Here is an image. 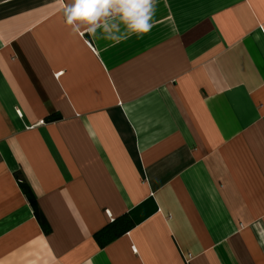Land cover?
<instances>
[{
  "label": "crops",
  "instance_id": "0c3cea01",
  "mask_svg": "<svg viewBox=\"0 0 264 264\" xmlns=\"http://www.w3.org/2000/svg\"><path fill=\"white\" fill-rule=\"evenodd\" d=\"M153 19L116 43L0 0V264H264V0Z\"/></svg>",
  "mask_w": 264,
  "mask_h": 264
},
{
  "label": "clouds",
  "instance_id": "9594fccd",
  "mask_svg": "<svg viewBox=\"0 0 264 264\" xmlns=\"http://www.w3.org/2000/svg\"><path fill=\"white\" fill-rule=\"evenodd\" d=\"M159 0H60L64 23L73 27L81 38L94 37L97 28L106 33L104 39L116 43L135 35L143 38L154 26V16ZM109 16L118 17L126 34H119L117 24L107 22ZM83 27V31L81 28ZM264 242V229H261Z\"/></svg>",
  "mask_w": 264,
  "mask_h": 264
},
{
  "label": "trees",
  "instance_id": "16d2710c",
  "mask_svg": "<svg viewBox=\"0 0 264 264\" xmlns=\"http://www.w3.org/2000/svg\"><path fill=\"white\" fill-rule=\"evenodd\" d=\"M55 117H50L48 121H52ZM19 182L21 183V187L23 191L30 196V190L26 183L18 177ZM40 224L46 230V223L42 215H38ZM132 226L131 221L128 218H124L123 220L115 222L114 220L110 222L106 227H104L100 232L96 233L95 238L99 242L100 246H105L108 242L117 238L124 232L130 229Z\"/></svg>",
  "mask_w": 264,
  "mask_h": 264
},
{
  "label": "built area",
  "instance_id": "2783aa9c",
  "mask_svg": "<svg viewBox=\"0 0 264 264\" xmlns=\"http://www.w3.org/2000/svg\"><path fill=\"white\" fill-rule=\"evenodd\" d=\"M59 74V73H58Z\"/></svg>",
  "mask_w": 264,
  "mask_h": 264
}]
</instances>
